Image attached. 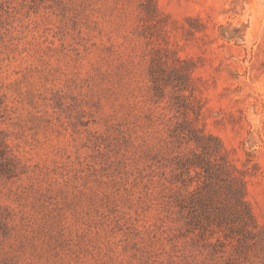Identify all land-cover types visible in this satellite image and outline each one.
I'll use <instances>...</instances> for the list:
<instances>
[{
    "label": "rangeland",
    "instance_id": "rangeland-1",
    "mask_svg": "<svg viewBox=\"0 0 264 264\" xmlns=\"http://www.w3.org/2000/svg\"><path fill=\"white\" fill-rule=\"evenodd\" d=\"M192 128L244 245L189 225ZM0 264H264V0H0Z\"/></svg>",
    "mask_w": 264,
    "mask_h": 264
},
{
    "label": "trees",
    "instance_id": "trees-1",
    "mask_svg": "<svg viewBox=\"0 0 264 264\" xmlns=\"http://www.w3.org/2000/svg\"><path fill=\"white\" fill-rule=\"evenodd\" d=\"M188 131L195 148L190 155L176 159L181 186L186 187L194 181L192 172L196 177L190 197L183 200V207L190 214L189 225L205 243L222 247L244 245L246 236L255 234L257 229L245 199L244 177L228 161L225 149L216 137L199 135L193 128ZM183 176L189 178V182L186 183ZM210 190L221 196L215 206H212Z\"/></svg>",
    "mask_w": 264,
    "mask_h": 264
}]
</instances>
